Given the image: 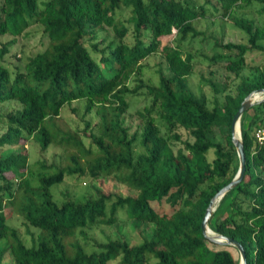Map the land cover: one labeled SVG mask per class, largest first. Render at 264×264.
<instances>
[{
  "label": "trees",
  "instance_id": "trees-1",
  "mask_svg": "<svg viewBox=\"0 0 264 264\" xmlns=\"http://www.w3.org/2000/svg\"><path fill=\"white\" fill-rule=\"evenodd\" d=\"M253 1L212 3L216 12L245 32L246 40L215 38L214 46L224 52L202 53L209 69L201 83L212 89L209 99L201 87L194 92L189 82L196 64L190 47L201 35L193 20L205 14L204 3L43 0L39 8L38 0H0V36L18 35L37 23L47 37V45L27 55L22 66L11 69L0 60V102L18 103L0 113V123L6 126L0 145L10 147L0 157V264H7L6 252L13 264H108L115 258L122 264H239L237 248L216 243L213 247L201 220L210 198L238 168L231 140L233 115L245 95L264 87V23L234 14L236 6ZM255 1L258 11L264 12V0ZM121 7L130 8L131 24L116 17ZM107 32L112 33L108 39ZM170 33L171 42L161 45L160 37ZM6 51L7 44L2 43L0 58ZM248 53L259 55L261 63L253 66ZM155 54L162 57L159 77L149 83L142 78L144 60ZM218 58L227 59L221 65L224 71L211 67ZM251 66L254 70L244 73ZM134 96L143 104L135 109L140 122L131 128L125 113ZM79 98L85 99L86 111L94 108L98 115V131L89 133L88 146L76 131L53 122L62 106ZM260 124L264 99L241 115L244 175L220 198L208 221L214 231L243 245L246 264H264V142L254 135ZM179 127L189 137L182 138ZM29 138L37 142L43 157L50 145L61 146L68 162L41 163L31 176L30 152L20 150ZM175 140L182 146L174 149ZM70 174L87 179L111 176L133 192L95 186L94 193L83 199L66 193L58 201L51 186ZM5 205L35 228L30 244L8 223ZM120 218L149 223L152 232L136 243L119 235L92 239L90 250L77 237H87L86 228L111 225Z\"/></svg>",
  "mask_w": 264,
  "mask_h": 264
},
{
  "label": "rangeland",
  "instance_id": "rangeland-1",
  "mask_svg": "<svg viewBox=\"0 0 264 264\" xmlns=\"http://www.w3.org/2000/svg\"><path fill=\"white\" fill-rule=\"evenodd\" d=\"M198 3L205 4V14L198 16L193 20V23L196 29L201 31V35L196 37L193 41L190 50L194 53V58L196 64L193 72L189 75L190 87L194 92H199V89L206 92L209 99L213 98V91L208 84L201 83V75L208 76V59L202 54H212L224 52L223 48L219 46H214L215 38L221 39L223 41L233 40V41H245L246 34L237 28L232 19L223 16L221 13L216 12L212 3L206 2L205 0H196ZM43 6V0H38V7ZM259 3L255 0L250 5L236 6L234 14L238 16H247L253 17L258 22L264 23V12L258 11ZM131 15L130 8L121 7L117 10L116 17L123 20L126 24H131L129 16ZM107 39L112 36L111 32H107ZM102 36H106V31L101 32ZM173 37V33L162 35L161 45L164 43H170ZM128 40H133L131 32L128 35ZM97 39H100L99 37ZM89 44L91 41L86 40ZM2 43L7 44V51L3 54L2 60L7 66L11 69L22 66L23 61H25L27 55L37 50L44 48L47 45V37L42 30L40 24H32L26 28L22 33L18 35H9L4 34L0 36V46ZM95 54V53H94ZM97 57L99 53L95 54ZM162 57L159 54L149 56L144 60L142 78L149 83L157 82L159 77V62ZM247 60L251 62L254 66L256 63H261L262 58L255 53H248ZM227 62L225 58H218L216 63H213L211 67L217 69L219 72L224 71L223 64ZM222 65V66H221ZM221 66V67H220ZM165 71V68L163 67ZM254 68L244 69V73H250ZM135 83V80L131 81V84ZM135 99V100H134ZM132 99L133 103L131 108L125 113L126 123L131 125V128H135L140 122V118L137 115L135 109L143 104L142 99L135 97ZM85 99L79 98L72 100L69 103H66L62 106L60 113L54 117V124L63 129L69 131H76L84 143L88 146L91 144V137L89 133L91 131H98V115L95 112V109L92 108L90 111L85 109ZM18 106V103L14 100L0 102V113L6 112L14 107ZM5 125L0 123V134L5 130ZM182 138L189 137L188 132L183 128H177ZM23 141V140H22ZM173 148L176 149L182 146V143L178 140L172 142ZM20 150L30 152L29 159L30 164L28 165V172L31 176H35L37 171L41 169V163H51L54 164H65L68 162L66 153L61 146L50 145L45 151L44 157L39 154L37 142L29 138L24 142L23 145H20ZM10 147L8 144L0 145V157L8 154ZM214 156L213 148H210L207 152V158L209 160ZM40 159V160H38ZM95 186L102 188L105 191H117L121 193L133 192L126 184L117 181L111 176H99L94 179H87L83 177H76L75 175H66L64 180L59 183H54L51 186V192L53 197L61 201L65 197L66 193H70L72 196L77 197L78 199H83L88 194H93ZM158 208L162 207L163 210H168L169 207L166 205L160 206L156 204ZM5 214L8 218V223L12 226H15L21 236V238L27 243H31L32 231H35V228L30 226L24 221V218L12 209L11 206L5 205L4 207ZM153 226L149 223L141 222L136 224L133 220L122 219L120 218L111 225L99 224L86 228V235H77L80 242L90 250L92 249V239L98 241H104L109 236L119 235L121 237H126L130 243H136L142 239V236H149L152 232ZM0 242H3L0 241ZM213 247L217 245L212 243ZM233 254L236 255L235 249L232 250ZM3 262L7 264H13V261L8 252L4 254ZM108 264H122L120 263L119 258L112 259Z\"/></svg>",
  "mask_w": 264,
  "mask_h": 264
},
{
  "label": "water",
  "instance_id": "water-1",
  "mask_svg": "<svg viewBox=\"0 0 264 264\" xmlns=\"http://www.w3.org/2000/svg\"><path fill=\"white\" fill-rule=\"evenodd\" d=\"M261 93H264V87L255 88L254 90L250 91L242 99L239 107L233 115V118L231 120V140L236 148L239 161L238 168L232 179L228 183L223 185L218 191H216L214 195L210 198L201 220L202 231L209 241L219 245L231 244L237 248L239 252V264H246V255L243 245L238 240L234 239L229 235L214 231L209 226L208 221L213 213V210L216 207L217 202L224 195V193L234 187L243 178L246 167V157L241 137L240 118L243 111L246 110L249 106L261 99H264L263 97H259ZM209 231H211V233Z\"/></svg>",
  "mask_w": 264,
  "mask_h": 264
},
{
  "label": "built area",
  "instance_id": "built-area-1",
  "mask_svg": "<svg viewBox=\"0 0 264 264\" xmlns=\"http://www.w3.org/2000/svg\"><path fill=\"white\" fill-rule=\"evenodd\" d=\"M254 135L259 142H264V124L255 128Z\"/></svg>",
  "mask_w": 264,
  "mask_h": 264
},
{
  "label": "crops",
  "instance_id": "crops-1",
  "mask_svg": "<svg viewBox=\"0 0 264 264\" xmlns=\"http://www.w3.org/2000/svg\"><path fill=\"white\" fill-rule=\"evenodd\" d=\"M259 97H263V98H264V93H261V94L259 95Z\"/></svg>",
  "mask_w": 264,
  "mask_h": 264
},
{
  "label": "bare ground",
  "instance_id": "bare-ground-1",
  "mask_svg": "<svg viewBox=\"0 0 264 264\" xmlns=\"http://www.w3.org/2000/svg\"><path fill=\"white\" fill-rule=\"evenodd\" d=\"M211 233V231H209Z\"/></svg>",
  "mask_w": 264,
  "mask_h": 264
}]
</instances>
